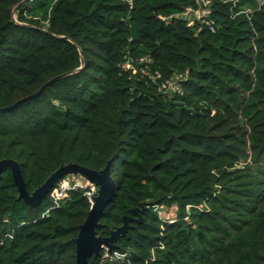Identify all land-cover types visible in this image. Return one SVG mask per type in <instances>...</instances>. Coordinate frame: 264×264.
<instances>
[{"label":"trees","instance_id":"1","mask_svg":"<svg viewBox=\"0 0 264 264\" xmlns=\"http://www.w3.org/2000/svg\"><path fill=\"white\" fill-rule=\"evenodd\" d=\"M66 72L0 111V160L31 193L110 164L99 234L145 208L90 260L264 264V0H0V107ZM66 176L30 206L0 168V264H76L97 190Z\"/></svg>","mask_w":264,"mask_h":264},{"label":"water","instance_id":"2","mask_svg":"<svg viewBox=\"0 0 264 264\" xmlns=\"http://www.w3.org/2000/svg\"><path fill=\"white\" fill-rule=\"evenodd\" d=\"M20 4L21 2L13 9V21H17L15 10ZM51 34L58 37L67 38L74 42L66 35H57L54 33ZM79 50L83 65L84 59L80 47ZM81 68L82 66L77 70ZM69 73L70 72H66L51 78L50 80L46 81L36 93L25 96L9 106L0 107V111L13 109L19 104L23 103L25 100L39 95L47 86ZM4 165L10 166L12 168L13 177L19 190V198L23 199L30 206H36L40 204L52 186L58 181V179L68 174H80L81 176L85 177L88 182L95 184L98 187L96 194L92 197V205L88 211L87 217L84 222L80 224L78 235L74 238L76 243V264H96L95 260H90L93 255L97 258L101 257V251L104 248H108L111 251L114 246L113 242L130 229L131 224L129 223V220L133 219L135 221H141L142 219L140 212L145 208L144 204H142L141 207H132L131 212L134 214V217L123 216V224L112 230L110 235L104 236L99 234L98 229L102 226L100 221L101 215L104 211V208L114 195V182L110 176L109 163L101 170H94L75 162H69L52 172L50 176L32 193L27 189L19 163L14 159L5 158L0 160V168Z\"/></svg>","mask_w":264,"mask_h":264},{"label":"built area","instance_id":"3","mask_svg":"<svg viewBox=\"0 0 264 264\" xmlns=\"http://www.w3.org/2000/svg\"><path fill=\"white\" fill-rule=\"evenodd\" d=\"M188 11H190L188 9ZM89 185H90V195H92L93 193L96 192L97 190V186L95 184H92L89 182ZM87 186L86 183H83V182H74V183H69L68 181L66 180H63L60 184V187L57 189L56 193H55V196L60 198L62 197L63 195H65L66 191L71 189V188H75V187H85ZM91 188L93 189V193L91 194ZM91 198V202H92V197Z\"/></svg>","mask_w":264,"mask_h":264},{"label":"rangeland","instance_id":"4","mask_svg":"<svg viewBox=\"0 0 264 264\" xmlns=\"http://www.w3.org/2000/svg\"><path fill=\"white\" fill-rule=\"evenodd\" d=\"M65 180L68 181L69 183L83 182V183H86L87 187H90L88 180L85 177L81 176V175L69 174V175L66 176ZM88 193H90V192H88ZM92 193H93V189L91 188V194ZM157 209H160V208L157 207ZM107 255L108 254H105V257Z\"/></svg>","mask_w":264,"mask_h":264}]
</instances>
